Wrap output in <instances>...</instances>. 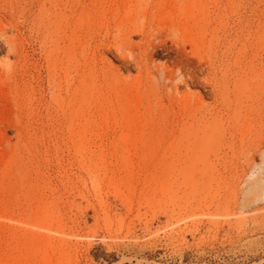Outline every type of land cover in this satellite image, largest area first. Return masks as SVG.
Listing matches in <instances>:
<instances>
[{
  "label": "rangeland",
  "instance_id": "1",
  "mask_svg": "<svg viewBox=\"0 0 264 264\" xmlns=\"http://www.w3.org/2000/svg\"><path fill=\"white\" fill-rule=\"evenodd\" d=\"M0 264H264V0H0Z\"/></svg>",
  "mask_w": 264,
  "mask_h": 264
}]
</instances>
